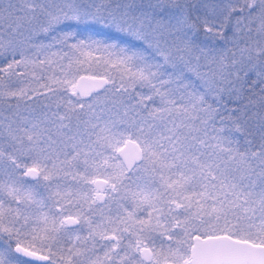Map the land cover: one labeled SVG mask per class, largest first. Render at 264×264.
<instances>
[{"label": "snow or ice", "instance_id": "obj_1", "mask_svg": "<svg viewBox=\"0 0 264 264\" xmlns=\"http://www.w3.org/2000/svg\"><path fill=\"white\" fill-rule=\"evenodd\" d=\"M0 264H264V0H0Z\"/></svg>", "mask_w": 264, "mask_h": 264}]
</instances>
